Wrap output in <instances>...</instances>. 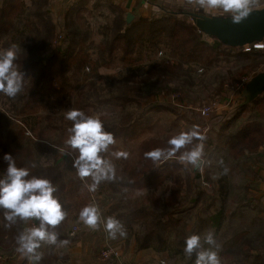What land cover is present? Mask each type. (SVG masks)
<instances>
[{"label": "trees", "instance_id": "trees-1", "mask_svg": "<svg viewBox=\"0 0 264 264\" xmlns=\"http://www.w3.org/2000/svg\"><path fill=\"white\" fill-rule=\"evenodd\" d=\"M86 2L75 1L55 17L50 9L52 0H0V49L17 46L14 64L25 77L22 91L15 97L0 92V105L6 113L0 112V175L6 168L3 155L11 154L16 166L27 168L30 176L51 181L56 188L53 195L66 212L64 220L51 229L57 234V242L40 243L39 264H70L66 250L78 239L70 236V229L79 222L80 210L89 204L88 191L77 177L72 159L57 152L63 148L78 154L65 145L72 122L63 119L62 114L69 109L98 115L104 130L121 143V147L110 145L101 154L106 159L116 151L128 153L120 158L122 162L115 167L113 179L99 183L103 192L96 206L103 219L111 216L121 223L137 249L166 252L174 263L178 257L183 264H193L195 253L188 256L184 252L186 237L200 236L208 226L216 228L225 218L227 227L248 225L222 243L219 264H264V205L252 191L257 190L264 174V94L232 115L220 113L212 117L215 124L203 135V141H193V145L203 143L202 175L193 168L197 171L190 178L186 171L190 168L177 159L193 145H185L162 164L161 160L145 157L155 148L167 149L168 139L176 134L143 140L135 151L125 149L127 143L151 130L153 113L168 108L178 111L177 118L184 119L181 110L158 104V96L182 89L190 92L194 87L200 93L211 90L215 97L219 96L226 90L224 83L238 82L264 62V39L259 43L263 48L250 44L249 51L243 52L242 47L226 46L200 32L190 12L161 9L156 15L134 17L128 23L126 15L117 12L100 24V41L94 44L90 27L94 8L87 7ZM159 53L161 57H157ZM232 61L236 65L223 71L224 76L215 74L219 64ZM100 69L117 72L102 75ZM217 81L215 87H210ZM36 108L45 113V125L27 127L22 122ZM14 117L21 118L23 128L15 124ZM26 130L29 136H25ZM220 157L218 168L229 171L227 176L235 177L233 185L238 187V194L231 197V209L225 207L223 177L214 173V164ZM201 179L209 184L216 182L218 188L199 189L194 182L200 183ZM158 185L162 191L155 194ZM116 198L125 200L126 206L113 203ZM206 199L210 202L206 203ZM190 200L191 206L187 207ZM210 206L214 207L213 214L206 216ZM193 207L201 216L187 229L191 217L186 215L183 221L179 216ZM167 214L171 216L165 221ZM35 223L18 219L5 226L0 210V264H12L16 236ZM169 226L179 227L173 242L162 236ZM102 234L107 236L105 230ZM107 238L105 242L109 243Z\"/></svg>", "mask_w": 264, "mask_h": 264}, {"label": "clouds", "instance_id": "clouds-1", "mask_svg": "<svg viewBox=\"0 0 264 264\" xmlns=\"http://www.w3.org/2000/svg\"><path fill=\"white\" fill-rule=\"evenodd\" d=\"M200 8L221 9L231 16L233 23H238L249 14V0H197ZM17 46L10 45L7 49H0V92L8 97H15L22 91L24 73L14 64ZM65 119L72 122L69 129L70 135L65 145L77 151L73 159L72 167L80 178L90 177L91 182H85L90 192H94L101 181L113 179L115 166L102 156L108 147L115 143L111 132L105 131L103 123L98 115H86L78 109H69L64 113ZM203 141L196 126L181 131L171 136L167 149L155 148L146 152V158L153 161L168 160L185 145H193L194 140ZM61 153L64 152L60 149ZM116 158L127 157L126 151L112 153ZM203 143H195L190 150L183 151L179 160L186 165L199 168L202 163ZM6 162L4 173L0 175V210H3L5 226L15 224L17 220L25 223L35 220L36 223L25 227L16 236V252L26 257L28 264H39L41 259L37 249L42 241L49 244L57 242V234L51 229L60 224L66 216L61 203L54 197L56 188L50 180L29 174L25 167H17L14 157L5 153L2 157ZM34 166V165H33ZM78 219L84 225L95 229L100 214L95 203L84 206ZM103 227L110 239H116L119 235H126L121 223L114 217H106ZM66 244L67 241H61ZM204 243L209 247L204 248L201 237L192 234L186 237L184 252L188 256L195 253L194 264H219L217 244L214 234L209 231L204 236Z\"/></svg>", "mask_w": 264, "mask_h": 264}, {"label": "rangeland", "instance_id": "rangeland-1", "mask_svg": "<svg viewBox=\"0 0 264 264\" xmlns=\"http://www.w3.org/2000/svg\"><path fill=\"white\" fill-rule=\"evenodd\" d=\"M263 4H264V1L249 0L250 8H253V9L263 8V7H261V6H263ZM62 11H64V9ZM61 13L59 15H55L54 14V16L55 17L56 16L59 17V16L62 15ZM112 18L113 17H107V15H95V14L93 15V17L91 19L90 27H91V31L93 33L92 36H91V39H92L94 44H97L100 41V36H99V34L97 32L98 28L100 27V24L103 23V22L104 23L108 22ZM157 57H161V53H159L157 55ZM225 63L226 62H222V64H219L217 66V68L214 69L216 75L218 74L220 77H222V76H224L223 71H226L227 69H229L231 67H234L236 65V62H234V61H232V62H230L228 64H225ZM263 68H264V62L261 63L260 66H258L255 69H253L252 72H250L247 75H244L241 78H239L238 82L232 83L230 85H227V84L224 83L223 85L226 87V90L223 91V92H220V95L217 96V97H215L214 92H212L211 90H205L204 93H200L199 90L196 87H194L196 90H193L194 89L193 88L190 92H188L187 89H182L183 91L182 90L181 91L175 90V91L171 92L170 94H168L167 96H166V94H162V95L158 96L156 98V102L158 104L165 105L166 107H169V108H171L173 110H175V109L181 110L180 113L182 114L184 119L183 118L182 119L181 118H177L175 113H179L178 111L175 110V111L172 112L168 108H163V109L159 110L158 112L153 113L152 114L153 118L151 120L152 122L150 121L152 123V125H153L151 130L148 133H145V134L141 135L140 138H137V139L127 143L125 149L135 151L136 147L138 145L137 143L138 142L140 143V141L143 138H144V140L149 139V138H161L165 134L166 135L167 134H177L181 130L190 129L193 126H196L199 129V132L202 135H204L207 132V130H209L211 125L213 126L215 124L216 120L212 119V117H214V116H216V115H218L220 113H222L225 116L226 111L228 109H230V107L232 106L234 100L238 96V94H239L238 93V91H239L238 87L242 84V82L248 80L251 76H253L258 71L262 70ZM84 72L87 73L88 69L86 68ZM99 72L102 75H107V74H110V73H115V72H117V70L100 69ZM198 74H199V72L196 73V74H193V76L194 75L197 76ZM210 78H212V76H210ZM217 84H218V81L215 82V83H211L210 87H215ZM170 87L173 88L172 85H170ZM187 101H191V102L188 103ZM211 103L219 104L220 108L217 109L216 111L210 112L208 117H206V118H203V117H201V116H199L197 114L196 110L199 107H202L204 105L211 104ZM225 105H226V107H224ZM9 115H8V117H9ZM62 118L65 119L64 113L62 114ZM13 120H14V122H15V124L17 126L23 128V126L21 125L22 121H20L21 118L14 117ZM65 120H67V119H65ZM45 121H46L45 113L42 110H40L39 108H36V109H34V110H32L31 112L28 113V115L26 116V118L24 119V121L22 123L24 125H26L27 127H30L32 125H36L35 127H39L40 128L43 125H45ZM29 135H30L29 131L26 130L25 131V136H29ZM115 144L118 145L119 147H121V143L119 141H115ZM60 149L61 148H58L57 149L58 151L57 150L56 151L59 154H61V156L67 155L68 158H70L69 155H71L73 158H75V155H73L70 152L64 150L63 148L62 149L64 150V152L61 153ZM107 159H109L114 164L115 167L119 166L121 164V162H122V161H120V158H116L112 154L109 155L107 157ZM177 159L179 160V158H177ZM220 160H221V157L218 158V160L214 164L215 165V168H214L215 172L214 173H215V176L221 175L223 177L222 185H224L223 194L225 193V207H226V209H231V207L233 205L231 197L234 194H238L237 193L238 192V187L233 185V180H235L236 178L232 177V176H227L229 171H227L225 169L224 170H220L218 168V165L220 164ZM72 162H73V160H72ZM184 165H186V164L184 163ZM186 167L190 168V169H186V171L189 173L190 178H193L194 177V173H196L197 170L193 171L194 167L191 166V165H186ZM180 171L184 172L183 170H180ZM197 172L201 173V175L204 174L203 167L200 166L198 168ZM105 183H106V181H105ZM194 183H195V185L197 184V187L199 189H206L209 186H215V188L216 187L218 188V184L216 182H213V183L209 184V183L205 182L202 179L200 180V183H198L196 181ZM262 185L263 184H261V186ZM104 190H105V187H104ZM160 191H162V186L161 185L160 186L159 185L156 186L155 194H160ZM252 191H253V194H257V193H255L256 190H252ZM101 192H103V189L100 190L99 193H97L95 195L96 196L95 201H97L96 199L98 198V196H99V194ZM181 195H183V193ZM257 197H258V195H257ZM119 199L120 198L114 199L113 203H115V204L119 203L121 206L125 207L126 206V201L125 200H120L119 201ZM258 199H259V197H258ZM208 202H210V200L206 199V203H208ZM199 204H201V203H199ZM190 206H191V200H190V203H189V205L187 207H190ZM178 209H181V207L178 208ZM213 211H214V207L210 206L207 209V211H206V216H209V214L210 215L213 214ZM156 212H157V215L160 214V213H158V211H156ZM175 214H176V212H175ZM183 214L184 215H180L179 216L183 221H185L186 215L191 217V221L189 222V224L186 227L187 229H189L194 223H196L195 220L201 216L200 212L198 211V209L196 207L188 209V213L184 212ZM167 215L165 217L166 219L164 218L165 221L167 219H169L170 216H171L170 214H167ZM175 217L178 218V214L175 215ZM226 222H227V220L224 218L223 220H221V223L218 225V227L210 228V226H208L206 229H204L202 231L200 237H201V244H202V246L204 248L209 247V245L204 243V236L209 231L213 232L214 238H215V240H216V242H217V244L219 245V248H220L222 243H224L225 241L229 240L231 237H233L240 230L246 229L245 227H247V225H248L246 223H245V225L243 224L244 226H242V225H240V226L238 225L237 226L235 224H230L227 227L225 225ZM75 225L78 227V231H76V233L73 236L79 237L81 235V233H80L81 232V225L80 224H75ZM28 226H30V224H28ZM178 228H179L178 226L177 227L169 226L165 232H162V236L164 237V239H168V242H173L174 235H175L176 231L178 230ZM81 237H82V235H81ZM97 239L99 241V239H100L99 235H98ZM102 245H103V243L99 242L98 251L96 252V254H98L99 259H100L99 251L102 248ZM70 248H68V249H70ZM219 248L216 249L217 250V254H218ZM68 249L66 250L67 251L66 253H68ZM16 254H17V252H16ZM16 254H15V256H16ZM71 255H73L75 258H77L79 256V253H72L71 252ZM15 256H14V258H15ZM14 258H13V261H14ZM167 258H168V256H167ZM72 259H73V261H72ZM72 259L70 260V264L74 263V258L72 257ZM13 261H12V264H13ZM168 262H170V264H183V262L179 261L178 257L176 258L175 263H174V261H170V260L166 261L167 264H169ZM193 264H194V262H193Z\"/></svg>", "mask_w": 264, "mask_h": 264}, {"label": "crops", "instance_id": "crops-1", "mask_svg": "<svg viewBox=\"0 0 264 264\" xmlns=\"http://www.w3.org/2000/svg\"><path fill=\"white\" fill-rule=\"evenodd\" d=\"M75 1L78 0H52L51 12L59 15L65 7L75 3ZM86 3L87 7L94 8L93 15H107V17H113L117 12H123L125 15L130 14L133 18L149 17L158 14L161 9L175 13L187 11L190 13H203L208 16H222L216 9L200 8L197 0H87ZM143 140L144 138L141 141ZM261 184L263 185L261 186ZM261 184L255 192L257 193L255 197L263 199L264 205V174L262 175ZM103 220L100 215V220L95 229L84 225L80 221L77 223L81 225L80 233L82 237L80 235V238L78 237L77 241L68 249V255L71 257L69 259L74 258L73 264H101L96 252L98 251L99 242L103 243V247L107 237L102 234L104 231ZM98 235L100 236L99 241L97 239ZM107 239L110 241L109 244L119 253L117 264H167L166 261H169L166 252H155L151 248L137 249L135 241L128 234L123 237L118 235L116 239ZM71 252L79 253V256L75 258L71 255ZM168 263L170 264V262Z\"/></svg>", "mask_w": 264, "mask_h": 264}, {"label": "water", "instance_id": "water-1", "mask_svg": "<svg viewBox=\"0 0 264 264\" xmlns=\"http://www.w3.org/2000/svg\"><path fill=\"white\" fill-rule=\"evenodd\" d=\"M196 28L226 46L239 48L245 45L260 43L264 39V7L249 10V14L240 22L233 23L231 16H208L203 13H190ZM132 15H126L130 22ZM264 94V68L243 82L239 94L230 109L225 113L232 115L235 111L248 106ZM13 264H28L26 257L17 253Z\"/></svg>", "mask_w": 264, "mask_h": 264}, {"label": "built area", "instance_id": "built-area-1", "mask_svg": "<svg viewBox=\"0 0 264 264\" xmlns=\"http://www.w3.org/2000/svg\"><path fill=\"white\" fill-rule=\"evenodd\" d=\"M253 8H250L249 7V10H251ZM222 16H230V14L228 13H224L221 9H216ZM249 46L250 45H245L242 47V51L243 52H248L249 51ZM253 47H256V48H263V45L262 44H259V43H254ZM245 82V81H244ZM243 84V82H242ZM242 84L238 87L240 90ZM226 107V105L224 106ZM220 108V105L217 104V103H211V104H207V105H204L202 107H199L196 112L199 116L203 117V118H206L208 117L209 113L212 112V111H216L217 109ZM0 112H3L5 113L4 111V108L0 105ZM6 115V113H5ZM202 135V134H201ZM203 136V135H202ZM200 143V142H199ZM67 156V155H66ZM69 157L73 160L74 158L69 155ZM164 162V160H161L159 162V164H162ZM75 173H76V170H75ZM77 175V174H76ZM78 177V176H77ZM79 179H81V181L84 183L85 185V182H88L90 183L91 181H85V178H80L78 177ZM85 188L86 190L88 191L86 185H85ZM100 191V188H99V185L97 186L96 190L94 192H90L88 191V194H89V204H92V203H95L96 205V201H95V198H96V194L99 193ZM76 231H78V227L76 225H73L70 229V236H73ZM100 262L101 264H117L119 262V253L116 249H114L112 247V245H110L109 243L105 242L104 244V248L100 251Z\"/></svg>", "mask_w": 264, "mask_h": 264}]
</instances>
